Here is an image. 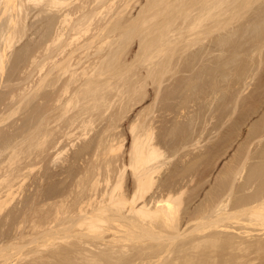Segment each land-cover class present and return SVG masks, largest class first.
<instances>
[{"label": "rangeland", "instance_id": "rangeland-1", "mask_svg": "<svg viewBox=\"0 0 264 264\" xmlns=\"http://www.w3.org/2000/svg\"><path fill=\"white\" fill-rule=\"evenodd\" d=\"M109 1L110 0H66V2L63 4L51 6L49 4V0H12L10 2V5L12 6H8L6 0H0V54H4H2L4 57L0 56L1 58L3 57V65H0V264H40L44 259L49 258L48 256L52 252L51 258L49 259L51 260V263L47 264H53L52 262L54 261V264H59L56 257L58 258V256L63 255V253L65 254V252H67L66 254H68V256L69 254L72 255V259L68 260V262H65V264H70V262L75 259L74 256L76 255L77 251L81 249L84 251V253L83 251L79 252L83 253L85 257L89 256L90 258L91 256V258H93L92 256L95 257L96 255L97 257V255H99V260L101 254H107L114 246L115 251H118L121 249L120 247L122 244H125L127 247L128 243V246L130 247L127 248L129 250L127 248H125V250H128V252L130 251V257H132L133 254L135 257L134 259L132 257L133 261L128 256L123 258L122 261H124L125 264H161V261L164 263V260L166 259L165 256H167V253L169 254V252L174 249L175 245L170 243L171 241L169 239L160 241L158 244L159 240L158 242H154V240L149 237L151 235L160 234V236L165 238L170 230V227L168 225H163L161 229L154 228L153 230V227L149 225L141 223L139 226L140 223H138V221L136 224L131 222L132 218L123 214L125 209H122V205L114 204L112 202L113 199L111 200L109 197L110 195L104 193L110 192L114 188L113 184L115 185L118 183L117 179H119L121 182V187L116 189L114 194H117L116 192L119 190V192L122 194L126 192V196L129 194L127 198L129 196H133L136 191V176L134 169L129 165V154H131L130 151L132 150L131 144L137 135H143V133H145L146 129L148 128L150 130L153 129L154 132L153 133L151 130L153 133L152 136L155 138V142L153 140L152 141L156 144L160 142L158 145L166 151L164 153L167 157L163 155L161 158H158L157 160L155 158L153 161H151V164L152 162L157 164V162L161 161L163 163V167L156 177L158 178L156 179L158 182H155L156 185L153 184V188H150V192H146L145 195H148L147 197L149 199L154 193V195L157 194L159 196H164L166 192V187L164 186L166 185L165 178H167L169 174L173 172V170H179L178 176H180V179L184 177V174L185 178L187 177L185 179L186 181L184 180L183 182V185L186 184L184 189L187 188V190L181 198L183 204H181L180 207V215L182 214L183 219L189 218L186 212L191 211L192 209L196 210L199 206L203 207L204 205L205 208L207 206H211L212 208V204L210 205L209 202V198L211 196L210 192L212 193L213 189H215L218 184L222 182L226 169L231 166L235 168V171L238 169L237 172H235L236 174L233 175L234 184L236 182V184H239L240 181H244L245 179L249 180L248 185H246L247 188L244 187V191L246 192L243 193H247L248 195L251 194L252 191L255 190V188H257L259 185L260 187L264 186V0H237V3L236 0H225L226 4L223 3V7H221L223 11L221 8H219V10H216L215 8L213 13L216 17H212L211 19V17L207 16L208 19H204L205 21L200 24V28H198L200 25H197V21H194V17L196 18L199 12L197 7L200 6L197 4H199L198 1L200 0H170L172 1V4L170 5H175L176 7L173 6L169 11L168 9L170 7H167L166 10V6L168 5H164L167 0H164V2L162 0L163 4L161 0L160 2L158 0V4L156 5L155 2L157 0H112L110 1L111 3L114 2L112 5H110L111 3ZM170 1H168V3H170ZM196 1L197 4L195 3ZM204 1H207V3L209 2V0H203V2ZM23 2L25 4H23ZM129 2L131 3L129 4ZM215 2L213 1V3ZM13 4L15 5L13 6ZM17 5L19 7H17ZM195 5L196 7H194ZM108 6H111V8L109 9ZM51 7L54 8L51 9ZM225 7L228 9L226 10ZM99 8L100 10H97ZM195 8L198 9L197 13L195 12L196 10H194ZM48 9L51 10L50 13V10ZM173 9L177 11H174ZM95 10L100 15L95 12ZM107 10L110 13H108ZM146 10L149 11L147 12ZM40 11L41 13H39ZM220 11H222L221 14H219ZM155 12L157 15H159V17L156 16ZM233 12H236V14ZM67 13L69 15L66 19L65 15ZM94 13L96 15H94ZM214 14L212 16H214ZM93 15L95 18L90 17ZM217 15L220 18H218ZM152 16H156L157 18L155 19ZM62 19L64 20V23H62ZM92 19L93 22H91ZM110 20L111 22H109ZM166 20L170 22H167ZM20 22H22V24ZM183 22L184 25H182ZM205 22H207L206 25H210L209 27L214 24L213 28H211L212 30L210 28V30L206 29L208 28V25L206 26ZM163 23H166L169 27L165 28L166 31L163 30ZM203 24L206 26V28L202 26ZM82 25L85 27L83 28L84 30L82 29ZM148 25L153 28V30L149 28ZM160 26H163L162 32L165 34L167 33L166 36L170 34L168 37L163 34L164 36L161 35L163 39H161V37L160 39H157V37H159L158 35L161 33ZM202 27L203 30L206 29L205 31L207 32L208 30L211 31V34L207 35L203 30L200 31L201 33L195 32V30L202 29ZM63 28L68 29L64 30ZM77 28L80 29V31ZM59 29L65 31V33L67 32V34L64 33L62 38H65L63 40L60 38L61 41H59V39L57 40L56 38V36H59L58 33L60 34L62 32ZM103 30H106V33H104ZM76 31L79 33V35H77L78 33ZM12 32L13 35L11 34ZM20 32L22 33L20 34ZM112 32L114 34H112ZM171 32L174 33L172 34ZM121 33L123 35H120ZM73 34H75V36ZM9 35H12V37L14 36L13 39L10 38L12 39L10 44L8 43L10 37ZM71 36L73 37L72 39ZM78 36L80 38H78ZM112 36H114L116 40L114 37L112 38ZM178 36L179 40H177ZM7 37L8 40L6 41ZM106 37H110L107 39V41H111L105 42ZM53 38H55L56 41L53 40ZM155 38L156 40H161L162 42L165 38L166 39L163 42L164 44L161 43V41L158 42L150 40H154ZM169 38H171L172 41ZM202 39L204 40V43ZM70 40L71 43H73V40L76 43L74 42L73 45L71 43V45H69L68 43V46H66L67 48L65 47V49L63 46L67 45L66 42H70ZM192 40L193 42H191ZM88 41L91 42L89 43ZM148 41L151 42V44L154 42L156 44L158 43V46L156 45L158 48L159 46L163 45L165 47V53L168 55L165 54L163 50V54L162 51L161 53L156 52L154 50L156 47L155 43L153 46H151L149 43L148 46L154 48L153 50L150 48V50L152 52L154 51L158 56L160 55V58L155 53L154 59H152L153 57H151V59L146 58L148 57L147 55L151 53L150 50H148L149 48L146 49L148 46L145 47V43ZM201 41L203 46H201ZM208 41H211L209 44L212 46L206 47ZM56 42H58V44ZM92 42L94 44H92V47H90ZM100 42L101 44H99ZM102 42L104 45H102ZM173 42H176V44ZM86 43L90 44V46ZM83 44H85L84 46L86 48L83 47ZM102 46L104 48H102ZM46 47L48 49H46ZM62 48L63 50H61ZM64 49L66 51L61 52L64 51ZM74 49H77L75 50L77 52L73 55L71 51ZM182 50L184 54H182ZM69 52L70 56L72 55V57L69 56V59L66 60ZM145 53H147V55H145ZM109 54L111 55L109 56ZM154 54L152 55L154 56ZM200 54H203L204 56ZM85 56L86 58L83 59ZM197 56H202L203 59ZM55 57L57 59H55ZM95 57L99 58L100 60L98 59V61ZM102 58L105 60H102ZM77 59L78 61L82 60L80 65L77 64ZM150 60L153 61L150 62ZM209 60L211 61L212 66L210 65ZM59 62L63 63L59 64ZM88 62L89 64H87ZM154 62H157V64ZM176 62L179 63L177 64ZM44 63L46 66L42 67L43 69L40 70V66ZM202 63L205 66L208 64L210 67H212V73H210L213 78L210 75L209 76L211 78L207 76L208 81L205 79L206 75H203V77L201 76L202 73L200 74L199 72V68H202ZM58 64L59 66L56 67ZM93 64H95V66ZM71 66L73 67L70 68ZM82 67L85 70L82 69ZM110 67L112 68L110 69ZM65 68L66 72L64 70ZM69 68L70 70H68ZM94 68H96V70ZM148 69L149 71L146 72ZM73 70L74 72L76 70V72L73 73ZM100 70H102V72ZM107 71L111 76L112 73H110V71H113L114 77L109 76ZM91 72L96 73L92 74ZM101 73L104 76H102ZM46 75L50 76L45 77ZM70 77L74 80H71ZM202 77L205 79V82ZM210 79H213V82H211ZM90 80L91 84L89 83ZM92 80L94 82H92ZM108 81H110V83ZM95 82H97L98 85ZM200 83L202 85L204 84L205 87L203 88ZM85 84H87V86ZM207 84H211V86H207ZM140 86L143 87L141 88ZM206 86L210 88L207 89ZM84 88L86 92L84 91ZM54 146L56 147L54 148ZM111 147H113V149ZM77 155L79 157L81 156V158H79ZM74 159L78 163H76ZM108 160L110 163H108ZM70 164L73 167H71ZM75 164H78L77 167ZM127 165H129V168L126 169ZM99 167L101 172L99 171ZM70 168H75V171L73 170L72 173V169ZM176 168L177 170H175ZM67 170L70 172L69 174H71L70 177L67 176L69 175ZM184 170L186 173H184ZM187 173L189 174L188 176H186ZM107 174L109 175V178ZM87 176H89V178ZM65 177L68 178L65 179ZM57 179H60L59 182ZM94 179H97L98 182ZM64 181L67 183H64ZM61 183L64 185V187ZM91 183L98 187H94ZM107 183H109L108 185L112 184L110 186L113 187H109ZM59 184L61 185L59 186ZM54 187H57L56 190L59 187H63V190L59 188L57 191L55 190L56 192H54ZM96 188L100 190L95 192L97 194L94 193ZM106 188L108 189L107 191ZM159 188L162 192L158 191ZM132 189H134V193L132 192ZM234 189L235 188L232 190L229 189L222 198H224V196L226 197L227 194H231L233 196V193H236ZM124 190L125 192H123ZM100 192L102 194H98ZM131 192L133 194H131ZM51 194L52 196H49ZM90 194L91 199L92 197L93 199H96L95 197H97L100 202L97 199V201H94L93 199L91 200L89 196ZM100 196H103V198L106 196L105 200L109 198V202L104 201L103 198L100 200ZM163 196L160 198L163 199ZM208 196L209 203H206ZM87 198L90 200V202L94 201L97 205L94 204V202L91 205ZM86 199L88 200L86 204H90V207L85 204L87 209L89 207V210L91 207H93V204L94 206L96 205L94 207L96 208L97 206L101 205V202H107V205L106 203L104 204L109 207H106L104 204H102L104 205L102 207H105V210L109 211L110 213L106 211L103 212L104 215L100 213L101 215L99 216L105 219L95 221L96 224H100L101 228L98 227L99 225L97 227L90 228L89 223L85 224L82 223V221L80 222V219H82L81 216L84 215V211L79 213L78 210L80 209V205H84V201H86ZM46 201L48 203H46ZM62 201L64 202L63 204ZM219 201L220 199L214 201V210L213 212L211 211V213L207 215V218L205 219L214 216L218 212L220 208ZM58 202H61L60 205ZM43 203L46 204L44 205ZM161 203L164 204L165 202ZM57 205L59 206L57 207ZM82 207L83 208H81L80 211L85 208V206ZM67 208H69L70 211L69 209L67 210ZM211 208L207 207L209 210ZM55 212H58L59 215L58 213L55 214ZM64 213L66 214L64 215ZM77 213L81 214V216L79 217ZM86 215L88 214L86 213L85 216ZM243 216L245 218L249 217L248 213L241 215V217ZM116 217H119V219L122 220L124 217L128 220H124L127 222L121 220L119 221ZM53 218L56 219V221ZM253 218L255 224L247 225L246 222L248 221H238V223L233 222V228L227 229V233L230 231L229 234H234V237L237 238V241L235 239L234 240L237 243L238 241L241 243V240L244 237L247 241L243 240L245 243L242 241L243 245L241 246L235 245L234 247L229 245L227 247L224 246L222 248H218V250L215 251L216 255H213L215 256V260H212L214 259L213 256L212 258L208 259L209 264H264V249L262 250L259 247L258 249L254 247L257 246L255 245V242H259L260 238L263 240L264 236L260 234H264V230H259V227L262 229H264V227L259 226L260 220L257 217ZM135 219L137 220L138 217L136 216ZM192 219L196 220L195 218H191L189 223L187 222V224L184 226L183 230L187 231L188 229L189 232H187V235L184 234L182 239L187 236V238H185L186 240L188 237L191 238L195 234L198 237L205 236L209 234V231L214 229L210 228L205 231L191 232V229L194 228L193 225L196 223L198 224V219L196 221ZM115 220L118 221L115 222ZM75 221H79L80 223L77 222L76 224ZM118 222L119 224H129L128 227H120ZM159 222L164 223L162 220H159ZM65 223V227L68 225L67 228L71 226L70 224H73V227H70L72 230L70 228V230H67L65 227L62 229ZM156 225L160 226L161 224L158 223ZM50 226H52V230ZM111 226H113L114 229ZM144 226L147 230H145ZM83 227L84 229H82ZM109 227L113 230H110ZM115 227H120V230L126 229L127 231H117L118 229H115ZM59 229L63 230V232L58 231ZM54 231H58V233L56 232L55 234ZM81 231L83 232L81 233L80 237V234L78 233ZM246 231L249 232V235H246ZM241 232H245L246 236ZM68 233L71 240L66 238ZM83 233L85 235H83ZM112 233H116L115 236L113 235L114 237H117L116 235H119L118 237L125 236V240H118L123 243H118L117 239L114 240L113 236H111ZM31 234L34 235L32 236ZM102 234L106 235V238L110 235L109 239L111 240V245L109 243V239L107 238L108 241H106V238L102 237ZM236 236L244 237H240L242 239L239 240L240 238L238 239ZM59 237H61V240L64 239V241H66L63 242L59 240ZM252 237L256 239H252ZM56 238L58 239L56 240ZM189 239L187 241H189ZM193 239H195V237H193ZM193 239L191 238L190 242L186 241V245L188 246L189 243L193 244ZM91 240L93 244L95 242L94 245L89 244L92 243ZM104 240L106 243L108 242V244H105ZM11 241L14 242L12 243ZM101 241H103V244ZM112 241H114V243L117 242V244H115L118 246L120 245V249H118V246L112 245ZM248 241L252 243L250 244ZM10 242L12 244H10ZM195 242L194 245L196 244ZM15 243L17 244L14 245ZM246 243L250 244L251 246L246 247ZM252 244L254 246H252ZM90 245L92 247H90ZM108 245H110L112 248H110ZM57 246H60V249ZM54 247H56V249ZM231 247L234 248L232 249ZM57 248L59 249L58 251ZM155 248L158 250V252H163V248L169 249L162 253L160 259L155 258L153 259V262H149L148 258H144L146 257V252L148 255L153 249L156 251ZM159 248L161 250H159ZM183 249L184 253L182 252L180 254L182 257L178 261V264H192L190 261H187L191 255L186 251V248ZM195 249L197 250L198 258L196 257V260L193 262V264L196 262L201 264L202 258L204 257L202 256V253H200L202 248ZM86 251L91 254L89 255L86 253ZM115 251L113 252L115 253ZM59 252L62 253L57 255ZM74 252L75 254H73ZM113 252H110L109 254ZM118 252H122V249ZM114 253L111 254L112 257L111 255L108 256L110 257L109 259L114 258V260H111V262L114 263L108 262V264H123V262H120L121 260H118V262L115 260V258L117 259L119 253L116 255V257H114ZM140 253H143L142 257L145 260L140 256ZM104 254L101 256L102 260L105 259ZM186 254H188V256L190 255V257L188 258ZM26 255H28V257ZM42 255L47 256V258H44L42 261H40ZM137 255L140 256L139 259L136 258ZM108 257L106 258L107 260H103L106 261L103 262V264L107 263L109 260ZM89 258H86V264H91V258ZM94 260L96 262L97 258H94ZM125 260L128 261L125 262ZM46 261L48 262V260ZM99 261H97V263L94 261L93 262L95 264H102V262L100 263ZM167 263L172 264L171 259H169ZM41 264L46 263L43 262ZM71 264L73 263L71 262ZM74 264L76 263L74 262Z\"/></svg>", "mask_w": 264, "mask_h": 264}, {"label": "bare ground", "instance_id": "bare-ground-1", "mask_svg": "<svg viewBox=\"0 0 264 264\" xmlns=\"http://www.w3.org/2000/svg\"><path fill=\"white\" fill-rule=\"evenodd\" d=\"M12 0H6V2H7V5L8 6H12V5H10V2H11ZM26 1V0H25ZM41 1V0H40ZM48 1V0H47ZM68 1V0H67ZM98 1H100V0H98ZM107 1V0H106ZM110 1H112V0H110ZM109 1V2H110ZM126 1V0H125ZM128 1V0H127ZM168 1H170V0H167V2H165L164 3V5L166 4V5H168V6H166V10H167V7L169 8L168 9V11L173 7V6H175V5H170V4H172L171 2L172 1H170V3H168ZM198 1V0H197ZM197 1L195 2L196 4H197ZM213 1L215 2V3H213ZM245 1V0H244ZM66 2V0H49V4L52 6V5H60V4H63V3H65ZM103 2V1H102ZM120 2V1H119ZM139 2V1H138ZM151 2V1H150ZM159 2H160V0H159ZM161 2H162V0H161ZM163 2H164V0H163ZM163 2H162V4H163ZM175 2V1H174ZM188 2V1H187ZM205 2V1H204ZM203 2V0H200V1H198V3L199 4H197V5H199L200 7H197V8H195L194 10H196L195 12L197 13V10L199 11L198 12V14H197V17L195 18L194 17V21L196 22L197 21V25L199 26L200 24H202V22L203 21H205L204 19H208V17H211V19H212V17H216L215 16V14L213 13L215 10V8H216V10H219V8H221V7H223L222 6V4L223 3H225L226 1L225 0H219V1H217V0H209V2L207 3V1L204 3ZM234 2V1H233ZM238 1L236 0V3H237ZM71 3V2H70ZM69 3V4H70ZM111 3V2H110ZM112 3H114V2H112ZM112 3L110 4V5H112ZM122 3V2H121ZM120 3V4H121ZM131 2H129V4H130ZM168 3V4H167ZM181 3H183V2H181ZM195 3H193V4H195ZM207 3V4H206ZM235 3V4H236ZM246 3V2H245ZM23 4H25L24 2H23ZM87 4V3H86ZM105 4V3H104ZM103 4V5H104ZM109 4V3H108ZM118 4V3H117ZM126 4V3H125ZM156 4H158V0L155 2V5ZM161 4V3H160ZM175 4V3H174ZM184 4V3H183ZM226 4V3H225ZM224 4V5H225ZM229 4V3H228ZM15 4H13V6H14ZM37 5V4H36ZM45 5V4H44ZM49 5V6H50ZM68 5V4H67ZM82 5V4H81ZM102 5V6H103ZM119 5V4H118ZM124 5V4H123ZM127 5V4H126ZM191 5V4H190ZM189 5V6H190ZM230 5V4H229ZM239 5V4H238ZM46 6V5H45ZM44 6V7H45ZM48 6V5H47ZM70 6V5H69ZM114 6V5H113ZM145 6V5H144ZM180 6V5H179ZM188 6V5H187ZM186 6V7H187ZM219 6V7H218ZM226 6V5H225ZM17 7H19L18 5H17ZM23 7V6H22ZM43 7V6H42ZM55 7V6H54ZM54 7H51V9L52 8H54ZM63 7V6H62ZM106 7V6H105ZM109 7V6H108ZM107 7V8H108ZM147 7H149V6H147ZM153 7V6H152ZM160 7V6H159ZM176 7V6H175ZM175 7H174V9H175ZM178 7V6H177ZM194 7H196V5L194 6ZM218 7V8H217ZM228 7V6H227ZM227 7H225L226 8V10L228 9ZM7 8V7H6ZM5 8V9H6ZM20 8H21V6H20ZM26 8V7H25ZM46 8H49V7H46ZM57 8V7H56ZM61 8V7H60ZM73 8V7H72ZM82 8H84V7H82ZM111 8V6L109 7V9ZM113 8V7H112ZM122 8V7H121ZM158 8V7H157ZM165 8V7H164ZM163 8V9H164ZM179 8V7H178ZM238 8V7H237ZM14 9V8H13ZM23 9V8H22ZM21 9V10H22ZM58 9V8H57ZM79 9V8H78ZM114 9V8H113ZM147 9V8H146ZM150 9V8H149ZM173 9V10H174ZM183 9H185V8H183ZM232 9H234V8H232ZM19 10V9H18ZM17 10V11H18ZM23 10H25V9H23ZM40 10V9H39ZM48 10H50V9H48ZM47 10V11H48ZM82 10V9H81ZM86 10V9H85ZM91 10V9H90ZM97 10H100V8L99 9H97ZM155 10H157V9H155ZM158 10H159V8H158ZM221 10L223 11V9L221 8ZM239 10V9H238ZM7 11V10H6ZM27 11V10H26ZM62 11V10H61ZM60 11V12H61ZM64 11V10H63ZM111 11V10H110ZM114 11V10H113ZM126 11V10H125ZM143 11V10H142ZM147 11V10H146ZM149 11V10H148ZM147 11V12H148ZM161 11V10H160ZM163 11V10H162ZM167 11V12H168ZM174 11H177V10H174ZM173 11V12H174ZM187 11H189V10H187ZM191 11V10H190ZM222 11H220V13L219 14H221V12ZM225 11V10H224ZM234 11V10H233ZM20 12V11H19ZM22 12V11H21ZM43 12V11H42ZM51 12V10L49 11V13ZM58 12V11H57ZM83 12V11H82ZM87 12H89V11H87ZM95 12H97L96 10H95ZM100 12V11H99ZM107 12H108V10H107ZM159 12V11H158ZM164 12V11H163ZM182 12V11H181ZM229 12V11H228ZM39 13H41V11L39 12ZM48 13V12H47ZM70 13V12H69ZM98 13V12H97ZM102 13V12H101ZM108 13H110V12H108ZM116 13V12H115ZM150 13H151V11H150ZM153 13V12H152ZM160 13V12H159ZM158 13V14H159ZM165 13V12H164ZM178 13V12H177ZM189 13H191V12H189ZM214 14V16H212L213 14ZM218 13V12H217ZM226 13V12H225ZM224 13V14H225ZM232 13V12H231ZM230 13V14H231ZM233 13H235L236 14V12H233ZM22 14V13H21ZM65 14V13H64ZM82 14V13H81ZM92 14V13H91ZM99 14V13H98ZM97 14V15H98ZM146 14V13H145ZM155 14H156V12H155ZM180 14V13H179ZM178 14V15H179ZM195 14V13H194ZM212 14V15H211ZM218 14V15H219ZM69 14L67 13L65 16V18L67 19V16H68ZM94 15H96L95 13H94ZM90 16V17H94L95 18V16ZM100 15V14H99ZM108 15H110V14H108ZM116 15V14H115ZM163 15V14H162ZM177 15V16H178ZM218 15H217V17H218ZM229 15V14H228ZM78 16V15H77ZM83 16V15H82ZM156 16L157 17H159V15H157L156 14ZM156 16H152L153 18H157ZM160 16H161V14H160ZM163 16H165V15H163ZM176 16V17H177ZM194 16V15H193ZM208 16V17H207ZM223 16V15H222ZM224 16H227V15H224ZM25 17V16H24ZM84 17H87V16H84ZM151 17V18H152ZM169 17V16H168ZM167 17V18H168ZM171 17V16H170ZM184 17V16H183ZM13 18V17H12ZM19 18V17H18ZM22 18V17H21ZM26 18V17H25ZM55 18V17H54ZM62 18V17H61ZM79 18V17H78ZM113 18H114V16H113ZM119 18V17H118ZM218 18H220V17H218ZM217 18V19H218ZM24 19V18H23ZM85 19V18H84ZM101 19V18H100ZM99 19V20H100ZM136 19V18H135ZM138 19V18H137ZM155 19H154V21H155ZM164 19V18H163ZM171 19V18H170ZM196 19V20H195ZM214 19V18H213ZM11 20V19H10ZM21 20V19H20ZM77 20V19H76ZM111 20H112V18H111ZM111 20L109 21V22H111ZM142 20H144V19H142ZM150 20V19H149ZM151 20H153V19H151ZM173 20H174V18H173ZM185 20H187V19H185ZM185 20H183V21H185ZM219 20H221V19H219ZM51 21V20H50ZM60 21V20H59ZM64 20L62 19V23H64L63 22ZM69 21V20H68ZM72 21V20H71ZM84 21V20H83ZM86 21V20H85ZM102 21V20H101ZM113 21V20H112ZM129 21H131V20H129ZM167 22H170V21H168V20H166ZM179 21V20H178ZM193 21V22H194ZM214 21V20H213ZM90 22V21H89ZM91 22H93V19H92V21ZM108 22V23H109ZM128 22V21H127ZM146 22H148V21H146ZM150 22V21H149ZM156 22V21H155ZM154 22V23H155ZM162 22V21H161ZM172 22V21H171ZM190 22V21H189ZM208 22H210V21H208ZM212 22V21H211ZM218 22V21H217ZM223 22V21H222ZM10 23V22H9ZM21 24H22V22H20ZM119 23V22H118ZM136 23V22H135ZM153 23V24H154ZM174 23V22H173ZM176 23H178V22H176ZM206 23L207 22H205V25H206ZM66 24V23H65ZM83 24V23H82ZM88 24V23H87ZM90 24V23H89ZM106 24V23H105ZM153 24H150V25H153ZM164 24V27L163 26H160V29H161V33H160V35H158L159 37H157V39L159 38L160 39V37H161V35H167V33L165 34L164 32H162V27H163V30L164 31H166L165 30V28H169L168 27V25L166 24V23H163ZM167 26H166V25ZM175 24V23H174ZM193 24H195V23H193ZM212 24V23H211ZM217 24V23H216ZM222 24V23H221ZM63 25V24H62ZM86 25V24H85ZM91 25V24H90ZM108 25V24H107ZM140 25V24H139ZM158 25H159V23H158ZM157 25V26H158ZM169 25H171V24H169ZM182 25H184V22H183V24ZM192 25V24H191ZM208 25V26H207ZM206 26L208 27V28H206V26H204V24L202 25V26H204L206 29H211V28H213V26H214V24L211 26V27H209L210 25L209 24H207ZM18 26V25H17ZM58 26V25H57ZM69 26V25H68ZM72 26V25H71ZM104 26V25H103ZM106 26V25H105ZM124 26V25H123ZM144 26V25H143ZM155 26V25H154ZM173 26H175V25H173ZM218 26V25H217ZM220 26V25H219ZM224 26V25H223ZM78 27V26H77ZM116 27V26H115ZM131 27V26H130ZM148 27L149 28H151L149 25H148ZM197 27V26H196ZM201 27V25L198 27V28H200ZM71 28V27H70ZM80 28H81V26H80ZM83 28H85V27H83V25H82V29ZM104 28V27H103ZM121 28V27H120ZM119 28V29H120ZM145 28H147V27H145ZM62 29V28H61ZM61 29H59V30H61ZM64 29V28H63ZM68 28H66V29H64V30H67ZM75 29V28H74ZM78 29V28H77ZM117 29V28H116ZM130 29V28H129ZM152 30H153V28H151ZM150 29V30H151ZM160 29H159V31H160ZM195 29H197V28H195ZM195 29H193V30H195ZM205 29V30H206ZM209 29V30H210ZM222 29V28H221ZM258 29V28H257ZM256 29V30H257ZM45 30V29H44ZM48 30V29H47ZM56 30V29H55ZM79 31H80V29H78ZM84 30V29H83ZM108 30V29H107ZM175 30V29H174ZM186 30V29H185ZM203 30V27H202V29H199V30H195V32L196 33H201L200 31H202ZM205 30H203V31H205ZM208 30V32L207 31H205V33L207 34V35H209V34H211V31H209ZM212 30V29H211ZM214 30V29H213ZM216 30H217V28H216ZM255 30V29H254ZM62 31V30H61ZM61 31H59V32H61ZM86 31H87V29H86ZM104 31V30H103ZM110 31V30H109ZM134 31V30H133ZM138 31V30H137ZM147 31V30H146ZM177 31H178V28H177ZM56 32V31H55ZM77 32V31H76ZM82 32V31H81ZM114 32V31H113ZM112 32V34H114ZM144 32V31H143ZM190 32V31H189ZM194 32V31H193ZM221 32H222V30H221ZM232 32V31H231ZM22 32H20V34H21ZM50 33V32H49ZM58 33V32H57ZM64 33H65V31H62L60 34L58 33V35L59 36H56V38H57V40L59 39V41H61V40H63L64 38H62L63 37V35H64ZM78 33V32H77ZM104 33H106V30L104 31ZM124 33V32H123ZM131 33H132V31H131ZM150 33H152V32H150ZM156 33V32H155ZM172 34L174 33V32H171ZM183 33V32H182ZM185 33H187V32H185ZM185 33H184V35H185ZM214 33V32H213ZM12 35H13V32L11 33ZM56 34V33H55ZM65 34H67V32L65 33ZM109 34V33H108ZM126 34H127V32H126ZM140 34V33H139ZM154 34V33H153ZM181 34V33H180ZM203 34H204V32H203ZM202 34V35H203ZM12 35H9L8 37H9V41H8V43L10 44L11 42L10 41H12V39L14 38V36L12 37ZM74 36H75V34H73ZM72 35V36H73ZM77 35H79V33L77 34ZM120 35H123L122 33L120 34ZM125 35V34H124ZM146 35H147V33H146ZM155 35V34H154ZM163 35V36H164ZM170 35V34H169ZM168 35V36H169ZM181 35H183V34H181ZM194 35V34H193ZM196 35H198V34H196ZM201 35V34H200ZM200 35H199V38H200ZM206 35V36H207ZM21 36V35H20ZM45 36V35H44ZM71 36V39L73 38ZM82 36V35H81ZM97 36V35H96ZM104 36V35H103ZM115 36V35H114ZM114 36H112V38L114 37ZM119 36V35H118ZM168 36H166V37H168ZM173 36V35H172ZM175 36V35H174ZM8 37H7V39H6V41L8 40ZM53 37H55V36H53ZM119 37H121V36H119ZM125 37H127V36H125ZM146 37V36H145ZM147 37H148V35H147ZM176 37V36H175ZM175 37H174V39H175ZM181 37V36H180ZM197 37V36H196ZM10 38H12V39H10ZM45 38V37H44ZM60 38H62L61 40H60ZM78 38H80L79 36H78ZM110 38V37H109ZM108 37H106V41L105 42H108V41H111V40H108L107 41V39H109ZM111 38V39H112ZM117 38V37H116ZM143 38V37H142ZM153 38V37H152ZM173 38V37H172ZM185 38V37H184ZM207 38V37H206ZM219 38V37H218ZM225 38V37H224ZM229 38V37H228ZM52 39V38H51ZM75 39V38H74ZM92 39H94V38H92ZM91 39V40H92ZM114 39H115V37H114ZM124 39V38H123ZM131 39V38H130ZM144 39V38H143ZM161 39H163V37H161ZM166 39V38H165ZM165 39H164V41H165ZM170 40H171V38H169ZM191 39V38H190ZM194 39V38H193ZM217 39V38H216ZM53 40H55V38H53ZM52 40V41H53ZM69 40V39H68ZM116 40V39H115ZM119 40H120V38H119ZM151 41H158V40H156V38L153 40V39H150ZM149 40V41H150ZM177 40H179V36H178V38H177ZM188 40V39H187ZM201 40V39H200ZM227 40V39H226ZM226 40H224V41H226ZM56 41V40H55ZM75 41H76V39H75ZM74 40H73V43L75 42ZM128 41V40H127ZM127 41H125V42H127ZM144 41V40H143ZM146 41H147V39H146ZM146 42L145 43V47H147L148 46V44L150 43V45L151 46H153L154 45V43L153 44H151V42ZM159 41H161V40H159ZM158 41V42H159ZM163 41V42H164ZM172 41V40H171ZM174 41V40H173ZM195 41V40H194ZM198 41V40H197ZM202 41H203V43H204V40L202 39ZM202 41H201V43H202ZM219 41H221V40H219ZM89 43L91 42V41H88ZM124 42V43H125ZM162 41H161V43H163ZM167 42H168V40H167ZM166 42V43H167ZM170 42V41H169ZM191 42H193V40L191 41ZM211 42V41H210ZM209 41H208V43H207V45H206V47H210V46H212L211 44H209L210 43ZM55 43V42H54ZM57 44H58V42H56ZM67 43V45H64L63 47L65 48L66 46H68V43H69V45H73V43H71V40H70V42L69 41H67L66 42ZM71 43V44H70ZM76 43V42H75ZM97 43V42H96ZM114 43H116V42H114ZM121 43V42H120ZM143 43V42H142ZM160 43V44H161ZM173 43H175L176 44V42H173ZM181 43V42H180ZM195 43H197V42H195ZM203 43L201 44V46H203ZM228 43V42H227ZM230 43V42H229ZM86 44H88V43H86ZM92 44H94L93 42L91 43V46H90V44H88L90 47H92ZM99 44H101V42L99 43ZM98 44V45H99ZM158 44V43H157ZM156 43H155V46L157 45ZM164 44V43H163ZM170 44V43H169ZM188 44V43H187ZM215 44V43H214ZM218 44V43H217ZM85 44H83V47H85L84 46ZM102 45H104L103 44V42H102ZM115 45V44H114ZM122 45V44H121ZM162 45V44H161ZM199 45V44H198ZM221 45V44H220ZM229 45V44H228ZM50 46V45H49ZM78 46V45H77ZM79 46H80V44H79ZM94 46V45H93ZM158 46V45H157ZM155 47V49L154 48H152V47H150V46H148L146 49H148V50H150V48H151V50H155L156 52H158V53H161V51L163 50L164 51V53H165V47L163 46H159V48L158 47ZM168 46V45H167ZM179 46V45H178ZM71 47V46H70ZM82 47V46H81ZM88 47V46H87ZM99 47H100V45H99ZM144 47V48H145ZM176 47V46H175ZM186 47V46H185ZM193 47V46H192ZM50 48V47H49ZM67 48V47H66ZM65 48V49H66ZM69 48V47H68ZM79 48V47H78ZM86 48V47H85ZM101 48V47H100ZM102 48H104L103 46H102ZM112 48V47H111ZM142 48V47H141ZM167 48V47H166ZM170 48V47H169ZM168 48V49H169ZM187 48H188V46H187ZM46 49H48L47 47H46ZM64 49V51H61V52H65L66 50ZM80 49V48H79ZM82 49H84V48H82ZM90 49V48H89ZM96 49H99V48H96ZM145 49V50H146ZM158 49V50H157ZM182 49V48H181ZM180 49V50H181ZM185 49V48H184ZM183 49V50H184ZM208 49V48H207ZM61 50H63V48L61 49ZM75 50H77V49H74V50H72L71 51V53H73V55L77 52V51H75ZM99 50H101V49H99ZM102 50H105V49H102ZM145 50H144V52H145ZM150 50V52L151 53H149L148 55H147V53H145V55H147L148 57H146V58H150L151 59V57H153L152 59H154V57H155V52L153 51H151ZM172 50V49H171ZM183 50H182V54H184L183 53ZM191 50H192V48H191ZM212 50V49H211ZM223 50V49H222ZM75 51V52H74ZM97 51V50H96ZM147 51V50H146ZM163 51H162V54H163ZM188 51V50H187ZM200 51V50H199ZM203 51V50H202ZM207 51V50H206ZM47 52H48V50H47ZM90 52V51H89ZM105 52V51H104ZM148 52V51H147ZM168 52V51H167ZM191 52V51H190ZM198 52V51H197ZM197 52H196V54H197ZM226 52V51H225ZM0 53H1V51H0ZM59 53V52H58ZM84 53V52H83ZM87 53V52H86ZM155 53V54H154ZM185 53H186V50H185ZM210 53H212V52H210ZM3 54V53H2ZM2 54H0V56H3ZM61 54V53H60ZM88 54H90V53H88ZM93 54V53H92ZM91 54V55H92ZM108 54V53H107ZM117 54H119V53H117ZM144 54V53H143ZM152 54H154V56L152 55ZM165 54H167V53H165ZM176 54V53H175ZM199 54V53H198ZM203 54H204V52H203ZM203 54H200V55H203ZM205 54H206V52H205ZM56 55H58V54H56ZM55 55V56H56ZM80 55V54H79ZM83 55V54H82ZM111 54H109V56H110ZM113 55V54H112ZM144 55V56H145ZM157 55V54H156ZM168 55V54H167ZM208 55V54H207ZM213 55V54H212ZM63 56V55H62ZM69 56H70V52H69V54H68V57L66 58V56H65V58H66V60L67 59H69ZM103 56V55H102ZM101 56V57H102ZM116 56V55H115ZM121 56V55H120ZM158 56V55H157ZM160 56V55H159ZM158 56V57H159ZM173 56V55H172ZM188 56V55H187ZM204 56V55H203ZM209 56V55H208ZM207 56V57H208ZM211 56V55H210ZM4 57V56H3ZM2 57V58H3ZM57 57H60V56H57ZM70 57H72V55L70 56ZM80 57V56H79ZM92 57V56H91ZM98 57V56H97ZM157 57V58H158ZM165 57V56H164ZM170 57V56H169ZM197 57H201L202 58V56H197ZM2 58L0 57V65L2 64L3 65V60H2ZM52 58V57H51ZM50 58V60L52 61V59ZM82 58V57H81ZM80 58V59H81ZM86 58V56L83 58V59H85ZM89 58V57H88ZM87 58V59H88ZM96 58V57H95ZM160 58V57H159ZM171 58V57H170ZM205 58V57H204ZM5 59V58H4ZM55 59H57L56 57H55ZM54 59V60H55ZM97 60L99 59V58H96ZM104 58H102V60H103ZM105 59H106V56H105ZM104 59V60H105ZM108 59V58H107ZM145 59V58H144ZM162 59V58H161ZM164 59V58H163ZM198 59H200V58H198ZM203 59V58H202ZM100 60V59H99ZM98 60V61H99ZM111 60V59H110ZM160 60V59H159ZM211 60V59H210ZM209 60V61H210ZM60 61H62V60H60ZM77 61H78V59H77ZM77 61H75V62H77ZM80 61V60H79ZM79 61L77 62V64H81V62H82V60L80 61V63H79ZM113 61H115V60H113ZM117 61V60H116ZM147 61V60H146ZM145 61V62H146ZM153 61V60H152ZM151 60H150V62H152ZM161 61V60H160ZM178 61V60H177ZM183 61H184V59H183ZM201 61V60H200ZM208 61V62H209ZM55 62V61H54ZM53 62V63H54ZM74 62V63H75ZM97 62V61H96ZM102 62V61H101ZM100 62V63H101ZM105 62V61H104ZM107 62V61H106ZM109 62V61H108ZM145 62H143V63H145ZM193 62V61H192ZM47 63V62H46ZM56 63V62H55ZM58 63V62H57ZM63 62H59V64H62ZM72 63V62H71ZM113 63V62H112ZM154 63H156L157 64V62H154ZM165 63V62H164ZM177 63V62H176ZM179 63V62H178ZM177 63V64H178ZM183 63V62H182ZM45 64V63H44ZM44 64H42L40 67V70H42L43 68L42 67H44V66H46V64L44 65ZM59 64L58 65H56V67L57 66H59ZM87 64H89V62L87 63ZM97 64V63H96ZM109 64V63H108ZM107 64V65H108ZM116 64V63H115ZM129 64V63H128ZM193 64V63H192ZM192 64H190V65H192ZM203 64V63H202ZM214 64V63H213ZM48 65V64H47ZM52 65V64H51ZM55 65V64H54ZM66 65H68V64H66ZM72 65V64H71ZM91 65V64H90ZM94 66H95V64H93ZM160 65H161V62H160ZM194 65V64H193ZM204 65V64H203ZM201 66L202 68H199L200 70H199V72H200V74L202 73V75L201 76H205L206 75V80L208 79L207 78V76L208 77H212V75H211V73H212V71H211V68L212 67H210L208 64L205 66ZM210 65H211V61H210ZM86 66V65H85ZM84 66V67H85ZM88 66V65H87ZM120 66H121V64H120ZM130 66V65H129ZM158 66V65H157ZM168 66V65H167ZM166 66V67H167ZM171 66V65H170ZM212 66V65H211ZM54 67V66H53ZM63 67V66H62ZM73 66H71L70 68H72ZM81 67V66H80ZM89 67V66H88ZM92 67V66H91ZM159 67V66H158ZM1 68V67H0ZM70 68L68 69V70H70ZM100 68V67H99ZM112 67H110V69H111ZM116 68V67H115ZM160 68H162V67H160ZM165 68V67H164ZM170 68V67H169ZM176 68V67H175ZM45 69V68H44ZM63 69V68H62ZM61 69V70H62ZM82 69H84L83 67H82ZM91 69V68H90ZM95 70H96V68H94ZM97 69H98V67H97ZM118 69V68H117ZM122 69V68H121ZM173 69V68H172ZM51 70H53V69H51ZM65 70V72H66V68L64 69ZM85 70V69H84ZM94 70V71H95ZM152 70V69H151ZM154 70V69H153ZM164 70V69H163ZM162 70V71H163ZM168 70V69H167ZM54 71V70H53ZM81 71H83V70H81ZM86 71H87V68H86ZM86 71H85V74H86ZM98 71H99V69H98ZM98 71H96V72H98ZM101 72H102V70H100ZM104 71V70H103ZM118 71H119V69H118ZM124 71V70H123ZM149 71V69L146 71V72H148ZM170 71V70H169ZM42 72V71H41ZM75 72H76V70H75ZM74 72V70H73V73H75ZM92 72H93V70H92ZM91 72V73H92ZM95 72V73H96ZM108 72V71H107ZM106 72V73H107ZM116 72V71H115ZM122 72V71H121ZM120 72V73H121ZM152 72V71H151ZM211 72V73H210ZM240 72H242V71H240ZM49 73V72H48ZM84 73V72H83ZM95 73H92V74H95ZM110 73H112V76L111 75H109V72H108V75L109 76H111V77H114V75H113V71L111 72L110 71ZM118 73V72H117ZM161 73V72H160ZM166 73V72H165ZM197 73V72H196ZM51 74V73H50ZM56 74V73H55ZM99 74H100V72H99ZM98 74V75H99ZM105 74V73H104ZM119 74V73H118ZM118 74H116V75H118ZM157 74V73H156ZM39 75H40V73H39ZM88 75V74H87ZM90 75V74H89ZM101 75H102V73H101ZM154 75V74H153ZM162 75V74H161ZM165 75V74H164ZM210 75V76H209ZM48 76H50V75H48ZM47 75L45 76V77H48ZM96 76V75H95ZM102 76H104V75H102ZM144 76H146V75H144ZM196 76V75H195ZM203 76V77H204ZM42 77H43V75H42ZM42 77H41V79H42ZM72 77H74V76H72ZM90 77H91V75H90ZM89 77V78H90ZM96 77H98V76H96ZM163 77V76H162ZM202 77V78H203ZM210 77V78H211ZM40 78V77H39ZM76 78V77H75ZM89 78H88V80H89ZM99 78V77H98ZM155 78V77H154ZM213 78V77H212ZM40 79V80H41ZM47 79V78H46ZM56 79V78H55ZM70 79L71 80H74V79H72L71 77H70ZM69 79V80H70ZM93 79V78H92ZM97 79V78H96ZM100 79V78H99ZM156 79V78H155ZM199 79H200V77H199ZM205 79L203 78V80H204V82H205ZM86 80V79H85ZM110 80H111V78H110ZM211 80V79H210ZM213 80V79H212ZM211 80V82H213ZM215 80V79H214ZM44 81V80H43ZM42 81V82H43ZM100 81V80H99ZM105 81H106V79H105ZM208 81V80H207ZM68 82V81H67ZM66 82V83H67ZM77 82V81H76ZM85 82V81H84ZM86 82H88V81H86ZM92 82H94L93 80H92ZM109 83H110V81H108ZM162 82V81H161ZM202 82V81H201ZM203 82V83H204ZM210 82V83H211ZM77 83H79V82H77ZM90 84H91V80H90V82H89ZM88 83V84H89ZM95 83H97V82H95ZM145 83H146V81H145ZM40 84H41V82H40ZM90 84H89V86H90ZM93 84V83H92ZM105 84H107V83H105ZM114 84V83H113ZM160 84V83H159ZM205 84V83H204ZM202 85L201 83H200V85H202V87L204 88L205 87V85ZM69 86H71L70 84H68ZM86 86H87V84H85ZM97 85H98V83H97ZM144 85V84H143ZM200 85H199V87H200ZM209 84H207V86H208ZM43 86V85H42ZM56 86V85H55ZM64 86V85H63ZM62 86V87H63ZM66 86V85H65ZM104 86H106V85H104ZM206 86V88L207 89H209L208 87ZM209 86H211V84L209 85ZM85 87V86H84ZM91 87H92V85H91ZM90 87V88H91ZM97 87V86H96ZM141 87V86H140ZM143 87V86H142ZM141 87V88H142ZM70 88V87H69ZM79 88V87H78ZM77 88V89H78ZM76 89V90H77ZM88 89V88H87ZM93 89V88H92ZM92 89H90V90H92ZM96 90V89H95ZM82 91V90H81ZM84 91L86 92V90H85V88H84ZM74 92V91H73ZM89 92V91H88ZM77 93V92H76ZM74 94V93H73ZM69 100H71V99H69ZM210 109V108H209ZM88 122V121H87ZM84 124V123H83ZM82 124V125H83ZM87 124V123H86ZM85 125V124H84ZM80 127V126H79ZM82 128V127H81ZM80 128V129H81ZM152 130V132H153V129H151ZM151 130L148 128V129H146V131H145V133H143V135H137L135 138H134V140H133V143L131 144L132 146H131V148H132V150L130 151L131 152V154H129L130 155V160H129V165L134 169V173H135V182H136V191H135V193H134V189H132V192L134 193H132L131 192V194H133V196H129L128 198H127V196L129 195H127L126 196V192H125V190L123 191V192H125V193H121V192H119V190L116 192L117 194H114V192L116 191V189H118V188H120L121 187V182L119 181V179H117L118 180V183H116L115 185L113 184V186H114V188L110 191V192H108V193H106V192H104L105 194H108V195H110L109 197L111 198V200L113 199V203L114 204H118V205H122V209L124 210L125 209V211H123V214L125 215V216H127V217H130V218H132L131 219V222H133V223H135L136 224V222L138 221V223H140L139 224V226L141 225V223H143V224H145V225H149V226H151V227H153V230H154V228H156V229H161L162 228V226L163 225H168L169 227H170V230H169V232H168V234L165 236V238L164 237H162V236H160V234L159 235H151L149 238H151L152 240H154V242H158V240H159V242H158V244L160 243V241H165V240H167V239H169L171 242L170 243H173L174 245H175V247H174V249H172L170 252H169V254L167 253V256H165V260L168 262V260L169 259H171V262H172V264H178V261L181 259V253L184 251V249L183 248H186V251L191 255V257H190V255L188 256V254H186L187 255V257L189 258V259H187V261H190V263H192L193 264V262H195V260H196V257L198 258V255H197V250L195 249V248H202V251L200 250V253H202V256H204L203 258H202V263L201 264H209V261H208V259L209 258H212V256L213 255H216V253H215V251H217L218 250V248H222V247H227V246H229V245H231V246H234L235 247V245H243V243H245L243 240H245V237L244 236H236V237H238V239L240 238V237H244L243 239L242 238H240L239 240H241V243H242V241H243V243L241 244L239 241H238V243L236 242L237 240V238H235L234 237V234H229L230 233V231H229V233H227V229H232L233 228V224L234 223H238V221H241V222H246V221H248V222H246L247 223V225H250V224H255V222H254V218L253 217H257L259 220H260V224H259V226H263L264 227V186L263 187H260V185L257 187V188H255V190H253L252 191V193L251 194H248L247 195V193H243V192H246V191H244V187H246V185H248V183H249V180L248 179H245L244 181H240V183L239 184H234L233 183V175L234 174H236L235 172H237V170L238 169H236V171H235V168L234 167H229V168H227L226 169V171H225V176L223 177V179H222V182L220 183V184H218V186L215 188V189H213V191H212V193L210 192V198H209V196L207 197V202L206 203H209L210 202V205L212 204V208H211V206H207L208 208L210 207L211 209L209 210V209H207V207L205 208V206L203 205V207L202 206H199L196 210L195 209H192L191 211H188V212H186L187 213V215H188V217L189 218H186V219H183V217H182V214L180 215V207H181V204H183L182 202L183 201H181V198L183 197V195H184V193H185V191L187 190V188L186 189H184V186H186V184H184L183 185V182H184V180L187 178H185V174H184V177L182 178V179H180V176H178L179 175V170H177V168L175 169V170H177V171H174L173 170V172L171 173V174H169V176L167 177V178H165L164 180L166 181V185H164L166 188H165V194H164V196L163 195H154L153 194V196H151L150 197V199L147 197L148 195H145V193L146 192H148L149 190H150V188H153V184L154 185H156L155 184V182L157 183L158 181H156V179H158V178H156L157 177V175L160 173V171H161V169H162V167H163V163L161 162V161H159V162H157V164H155V163H153L152 162V164H151V161H153L155 158H156V160L158 159V158H161L163 155H165L166 156V154L164 153V152H166L163 148H161L158 144L160 143H154L155 141V138L152 136V134L154 133H152L151 132ZM178 130V129H177ZM185 131V130H184ZM187 134H188V132H187ZM185 136V135H184ZM153 138V139H152ZM157 139H159V138H157ZM186 139V138H185ZM154 142H153V141ZM122 141V140H121ZM157 141V140H156ZM173 141V140H172ZM60 142V141H59ZM118 142H120V141H118ZM122 143V142H121ZM7 145V144H6ZM122 145V144H121ZM165 145V144H164ZM175 145V144H174ZM5 146V145H4ZM119 146H120V144H119ZM118 146V147H119ZM6 147V146H5ZM56 146H54V148H55ZM78 147V146H77ZM123 147V146H122ZM261 147V146H260ZM66 148V147H65ZM112 149H113V147H111ZM111 148H110V150H111ZM40 149V148H39ZM62 149V148H61ZM115 149V148H114ZM174 149V148H173ZM63 150V149H62ZM117 150V149H116ZM164 150V151H163ZM60 151V150H59ZM43 152V151H42ZM61 152V151H60ZM45 153V152H44ZM63 153V152H62ZM65 153V152H64ZM128 153H129V151H128ZM168 153V152H167ZM61 154V153H60ZM59 154V155H60ZM64 155V154H63ZM38 156V155H37ZM57 156H58V153H57ZM78 156V155H77ZM40 157V156H39ZM61 157H62V155H61ZM79 157V156H78ZM167 157V156H166ZM41 158H42V156H41ZM54 158H55V156H54ZM57 158V157H56ZM76 158V157H75ZM79 158H81V156L79 157ZM72 159V158H71ZM204 159V158H203ZM40 160V159H39ZM54 160V159H53ZM57 160V159H56ZM73 160V159H72ZM78 160V159H77ZM80 160V159H79ZM44 161V160H43ZM74 161H75V159H74ZM73 161V162H74ZM109 161V160H108ZM190 161V160H189ZM72 162V163H73ZM76 162V161H75ZM74 162V163H75ZM126 162V161H125ZM74 163H73V165H74ZM76 163H78V162H76ZM108 163H110V161L108 162ZM114 163V162H113ZM123 163V162H122ZM191 163V162H190ZM36 164V163H35ZM43 164V163H42ZM65 164V163H64ZM76 165V164H75ZM78 165V164H77ZM77 165H76V167H77ZM129 165H127V167H126V169L127 168H129L128 166ZM40 166H42V165H40ZM68 166V165H67ZM70 166H71V164H70ZM99 166H101V165H99ZM108 166H109V164H108ZM43 167V166H42ZM66 167V166H65ZM71 167H73V166H71ZM80 167V166H79ZM191 167V166H190ZM41 168V167H40ZM94 168V167H93ZM116 168V167H115ZM131 168V169H132ZM68 169V168H67ZM70 169H72V168H70ZM70 169H69V171H70ZM80 169V168H79ZM92 169V168H91ZM110 169V168H109ZM123 169V168H122ZM126 169H125V171H126ZM195 169V168H194ZM75 171V168L74 169H72L71 170V172L72 171ZM86 170V169H85ZM102 170V169H101ZM121 170V169H120ZM77 171V170H76ZM99 171H100V167H99ZM195 171V170H194ZM59 172V171H58ZM67 172H68V170H67ZM78 172V171H77ZM95 172V171H94ZM101 172V171H100ZM109 172V171H108ZM39 173V172H38ZM70 172H68V174H69ZM73 173V172H72ZM99 173V172H98ZM119 173V172H118ZM183 173V172H182ZM184 173H186L185 172V170H184ZM238 173H239V171H238ZM237 173V174H238ZM56 174V173H55ZM59 174V173H58ZM101 174V173H100ZM241 174V173H240ZM54 175V174H53ZM52 175V176H53ZM57 175V174H56ZM55 175V176H56ZM67 175V174H66ZM70 175L71 174H69V175H67V176H69L70 177ZM108 175V174H107ZM189 174L187 173V175L186 176H188ZM193 175V174H192ZM247 175V174H246ZM54 176V177H55ZM83 176V175H82ZM101 176V175H100ZM60 177H62V176H60ZM88 178H89V176H87ZM191 177V176H190ZM194 177V176H193ZM235 177V176H234ZM49 178V177H48ZM66 178H68V177H65V179ZM72 178V177H71ZM96 178H97V176H96ZM105 178H107V177H105ZM108 178H109V175H108ZM121 178V177H120ZM246 178V177H245ZM52 179V178H51ZM99 179V178H98ZM196 179V178H195ZM254 179V178H253ZM58 180V179H57ZM60 180V179H59ZM59 180H58V182H59ZM62 180H64V179H62ZM68 180V179H67ZM66 180V181H67ZM82 180V179H81ZM95 180V179H94ZM97 180V179H96ZM95 180V181H96ZM109 180V179H108ZM112 181V180H111ZM186 181V180H185ZM192 181H194V180H192ZM41 182V181H40ZM57 182V183H58ZM97 182H98V180H97ZM99 182H100V180H99ZM108 182V181H107ZM134 182V183H135ZM235 182V181H234ZM251 182V181H250ZM256 182V181H255ZM261 182V181H260ZM1 183V182H0ZM63 183V182H62ZM61 183V184H62ZM64 183H67V182H65L64 181ZM187 183H191V182H187ZM42 184V183H41ZM61 184H59V186L61 185ZM83 184V183H82ZM92 184V183H91ZM96 184V183H95ZM98 184V183H97ZM101 184V183H100ZM109 183H107V185H108ZM124 184V183H123ZM233 184H234V186H233ZM56 185H58V184H56ZM63 185V184H62ZM94 187H98V186H96V185H94V184H92ZM105 185V184H104ZM110 185H112V184H110ZM110 185H108L109 187H113V186H110ZM135 185V184H134ZM162 185H163V183H162ZM102 186V185H101ZM107 186V187H108ZM124 186V185H123ZM8 187H9V185H8ZM11 187V186H10ZM63 187H64V185H63ZM63 187H59V188H63ZM109 187H108V189H109ZM4 188V187H3ZM55 188V187H54ZM53 188V189H54ZM57 188V187H56ZM56 188L53 190L54 192H56L57 190H56ZM66 188V187H65ZM65 188H64V190H65ZM79 188V187H78ZM157 188V187H156ZM233 188H235L234 190H235V192L236 193H233V196L230 194H227V196L225 197L224 196V198H222L223 197V195H225L226 193H227V191L229 190V189H233ZM247 188V187H246ZM254 188V187H253ZM92 189V188H91ZM93 189H95V188H93ZM107 188H106V191L108 190ZM155 189V188H154ZM163 189V188H162ZM249 189V188H248ZM247 189V190H248ZM251 189V188H250ZM56 190V191H55ZM63 190V189H62ZM97 190H98V188H96V190L94 191V193L95 192H97ZM158 190V189H157ZM8 191V190H7ZM98 191H100V190H98ZM105 191V190H104ZM131 191V190H130ZM158 191H160V188H159V190ZM118 192H119V194H118ZM128 192V191H127ZM150 192V191H149ZM154 192H156V191H154ZM160 192H162V191H160ZM160 192H157V193H160ZM164 192V191H163ZM231 192V191H230ZM229 192V193H230ZM10 193V192H9ZM49 193V192H48ZM52 193V192H51ZM59 193V192H58ZM60 193H61V190H60ZM66 193V192H65ZM92 193H93V190H92ZM54 194V193H53ZM56 194V193H55ZM95 194H97V193H95ZM94 194V195H95ZM98 194H102L101 192L100 193H98ZM150 194V193H149ZM160 194H163V193H160ZM236 194V195H235ZM48 195V194H47ZM67 195V194H66ZM68 195H70V194H68ZM81 195V194H80ZM125 195V196H124ZM207 195H209V194H207ZM49 196H52V194L51 195H49ZM59 196V195H58ZM90 196V199H91V194L89 195ZM97 196V195H96ZM146 196V197H145ZM162 196H163V199H161L162 198ZM229 196V197H228ZM232 196V197H231ZM62 197V196H61ZM64 197H65V195H64ZM71 197H72V195H71ZM88 197V196H87ZM99 197V196H98ZM101 197V196H100ZM106 197V196H105ZM105 197L103 198V196L100 198V200L103 198V200L104 201H107V202H109L108 200H110L109 198L108 199H106L105 200ZM108 197V196H107ZM153 197V198H152ZM161 197V198H160ZM97 200H98V198L97 197H95ZM152 198V199H151ZM208 198H209V202H208ZM77 199V198H76ZM88 199V198H87ZM86 199V201H84L85 203H84V205H80V209L81 208H83L82 206H85V208L84 209H82V211H80V209L78 210L79 211V213L80 212H83L84 211V215L83 216H85V214L87 213L88 215H86L85 217H83V216H81V214H79V213H77L78 215H79V217L81 216V218L82 219H80V222L82 221V223H89V225H90V228H94V227H97L98 225V227L99 228H101V226H100V224L99 223H95V221H99V220H102V219H105V218H102L101 216H99V215H101L100 213H102L103 214V212H105L106 210H105V207L103 208L102 206H104L105 204L104 203H106V205H107V202H104V203H102L101 202V205L100 206H97V207H99V208H94L97 204L94 202V201H97L96 199H93V197H92V199L94 200V201H92V202H90V200L88 201ZM91 199V200H92ZM217 199H220V201H219V210H218V212L214 215V216H212V217H210V218H208V219H205V218H207V215H209L210 213H211V211L213 212V210H214V207H215V205L213 206V203H214V201L216 200L217 201ZM55 200V199H54ZM60 200V199H59ZM62 200V199H61ZM67 200V199H66ZM90 202L91 203V205H92V203L94 202V204H96L95 206H94V204H93V207H91V209L89 210V205L90 204H86V202ZM99 201V200H98ZM73 202V201H72ZM100 202V201H99ZM98 202V203H99ZM161 202H165L164 204H162ZM204 202V201H203ZM46 203H48L47 201H46ZM45 203V204H46ZM59 203V205H60V203L61 202H58ZM64 202L62 201V204H63ZM83 203V202H82ZM112 203V204H113ZM206 203H204L205 205H207ZM42 204V203H41ZM44 204V203H43ZM44 204V205H45ZM61 204V205H62ZM87 206H89L88 207V209L86 208V205ZM102 204H104V205H102ZM59 205H57V207L59 206ZM99 205V204H98ZM105 205V206H106ZM56 206V205H55ZM63 206V205H62ZM111 206V205H110ZM52 207H53V205H52ZM56 207V208H57ZM68 207V206H67ZM73 207V206H72ZM106 207H109V206H106ZM121 207V206H120ZM79 208V207H78ZM93 208V209H92ZM116 208V207H115ZM63 209H65V208H63ZM69 208H67V210H68ZM86 209V210H85ZM111 209V208H110ZM118 209H119V207H118ZM207 209V210H206ZM58 210V209H57ZM108 210V209H107ZM121 210V209H120ZM56 211V210H55ZM62 211V210H61ZM60 211V212H61ZM69 211H70V209H69ZM106 212H108V213H110L109 211H106ZM120 212V211H119ZM122 212V211H121ZM56 213H58V212H55V214ZM62 213V212H61ZM246 213H248V218H245L244 216V218L243 217H241V215H243V214H246ZM49 214V213H48ZM66 213H64V215H65ZM116 214H117V212H116ZM120 214V213H119ZM58 215H59V213H58ZM75 215V214H74ZM104 215V214H103ZM108 215V214H107ZM110 215V214H109ZM56 216V215H55ZM62 216H63V214H62ZM121 216V215H120ZM138 217V219L136 220L135 219V217ZM57 217H59V216H57ZM78 217V216H77ZM105 217V216H104ZM110 217H111V215H110ZM55 218V217H54ZM53 218V219H54ZM113 218H114V216H113ZM117 218V217H116ZM122 218V217H121ZM191 218H195L196 220H197V222H198V224L196 225H193V227L194 228H192L191 226V232L193 231H205V230H207V229H210V228H214L213 230H211V231H209V234H207V235H205V236H196V234L193 236V237H195V239H193V237H191L192 239H193V244H191V243H189L188 244V246L186 245V243L187 242H190V240H191V238L190 237H188V239H189V241H187L188 239H186L185 240V238H187V236L184 238V239H182V237L184 236V234L185 235H187V232H189L188 231V229H187V231L185 230H183L184 229V226L187 224V222L189 223V220L191 219ZM58 219V218H57ZM79 219V218H78ZM119 221L121 220V221H124V220H128L127 218L125 219L124 217H123V220L122 219H119V217L117 218ZM55 221H56V219H54ZM60 220V219H59ZM112 220V219H111ZM118 220H115V222L116 221H118ZM159 220H162L164 223H161V222H159ZM192 220H194V219H192ZM196 220H194V221H196ZM203 220H207V221H203ZM106 221V220H105ZM129 221H130V219H129ZM145 221V222H144ZM201 221V222H200ZM47 222V221H46ZM49 222H50V220H49ZM48 222V223H49ZM70 222V221H69ZM76 222V221H75ZM78 223H80L79 221H77ZM77 222H76V224H77ZM101 222H103V221H101ZM124 222H127V221H124ZM157 222V223H156ZM234 222V223H233ZM45 223V222H44ZM53 223V222H52ZM81 223V224H82ZM161 224L160 226L159 225H156V224ZM50 224V223H49ZM75 224V225H76ZM118 224H119V222H118ZM129 224V223H128ZM128 224L126 225V223H123V224H119L120 225V227L122 226V227H128ZM42 225V224H41ZM51 225V224H50ZM71 225V226H70ZM69 226L70 227H73L72 225L73 224H70ZM138 225V224H137ZM66 226V223L64 224V226L62 227V229H64V227ZM143 226V225H142ZM188 226V225H187ZM186 226V227H187ZM41 227V226H40ZM51 227V230H52V226H50ZM67 227H68V225H67ZM67 227H65V228H67ZM69 227V228H70ZM103 227V226H102ZM112 228H113V226H111ZM118 227V226H117ZM117 227H115V229H118L117 231H127L126 229H121L120 230V227L119 228H117ZM145 227V226H144ZM61 228V227H60ZM69 228H67V230L69 229ZM88 228H89V226H88ZM111 228V229H112ZM216 228H220V229H216ZM38 229V228H37ZM71 229V228H70ZM69 229V230H70ZM82 229H84V227L82 228ZM82 229H80V230H82ZM86 229V228H85ZM96 229H98V228H96ZM109 229H110V227H109ZM110 229V230H111ZM114 229V228H113ZM112 229V230H113ZM35 230V229H34ZM66 230V231H67ZM72 230V229H71ZM73 230H76V229H73ZM100 230V229H99ZM98 230V231H99ZM103 230V229H102ZM105 230H106V228H105ZM145 230H147L146 229V227H145ZM259 230H264V229H262V228H260L259 227ZM33 231V230H32ZM36 231V230H35ZM39 231V230H38ZM45 231V230H44ZM58 231H60V232H63V230H61V229H59ZM58 231H54V233L56 234V232L58 233ZM65 231V230H64ZM76 231H78V230H76ZM124 231V232H125ZM69 232H71V231H69ZM83 231H81L80 233H78V234H80V237H81V233H82ZM102 232V231H101ZM262 232V231H261ZM41 233V232H40ZM53 233V232H52ZM51 233V234H52ZM110 233V232H109ZM243 235H245V232H241ZM246 235H249V232H247L246 231ZM77 234V233H76ZM101 234V233H100ZM107 234V233H106ZM116 234V233H115ZM115 234H111V236H115ZM238 234H240V233H238ZM259 234V233H258ZM28 235V234H27ZM32 235V234H31ZM34 235V234H33ZM32 235V236H33ZM67 235H68V237H67ZM66 235V238H68L69 240H71L70 238H69V233ZM71 235V234H70ZM83 235H85L84 233H83ZM241 235V234H240ZM245 235V236H246ZM260 235H263L264 236V234L263 233H261ZM30 236V235H29ZM37 236V235H36ZM63 236H65V235H63ZM75 236H77V235H75ZM106 235H104V234H102V237H105ZM110 236V235H109ZM109 236L107 237L108 239H109ZM113 236V238H114V240L115 239H117V242L118 243H121V241H118V240H125V236H121V237H118L119 235H116L117 237H114ZM263 236H261V237H263ZM25 237V236H24ZM23 237V238H24ZM96 237H99V236H96ZM260 237V236H259ZM258 237V238H259ZM21 238V237H20ZM27 238V237H26ZM60 239L59 240H61V237H59ZM63 238V237H62ZM65 238V237H64ZM106 238V237H105ZM104 238V239H105ZM106 238V241H108V239ZM112 238V239H113ZM58 238H56V240H57ZM68 239H67V241H68ZM80 239V238H79ZM129 239V238H128ZM236 241H235V240ZM247 239V238H246ZM252 239H256V238H253L252 237ZM262 238H260V241L258 242H255L256 244L255 245H257V246H254L253 244H252V246H254V247H256L257 249H258V247L260 248V249H264V246H263V242H264V238H263V240H261ZM85 240V239H84ZM249 240H250V238H249ZM258 240V239H257ZM61 241H63V242H65L64 241V239H62ZM60 241V242H61ZM81 241H82V239H81ZM106 241L104 240V242H105V244H108V242L106 243ZM110 239H109V243H110ZM187 241V242H186ZM196 241V242H195ZM245 241H247V240H245ZM251 241V240H250ZM250 241H248V243L250 242ZM4 242V241H3ZM12 242V241H11ZM10 242V244H12ZM79 242H80V240H79ZM91 242H92V240H91ZM102 242V244H103V241H101ZM117 242H115L116 244H117ZM194 242L196 243L195 245H194ZM253 242V243H254ZM6 243V242H5ZM82 243V242H81ZM87 243V242H86ZM88 243H89V241H88ZM114 243V241H112V245H116L115 243ZM123 243V242H122ZM121 243V244H122ZM134 243V242H133ZM161 243H163V242H161ZM248 243H246V244H248ZM252 242H250V244H251ZM17 243H15L14 245H16ZM29 244V243H28ZM53 244V243H52ZM61 244V243H60ZM69 244V243H68ZM89 244H93V242L92 243H89ZM94 244H95V242H94ZM93 244V245H94ZM98 244H99V242H98ZM102 244H101V246H102ZM127 244V243H126ZM145 244V243H144ZM245 244V246L247 247V246H251L250 244H248V245H246ZM46 245V244H45ZM110 245H111V243H110ZM110 245H108V246H110ZM128 245H129V243H128ZM127 245V247L129 248L130 246H128ZM191 245H193V246H191ZM2 246V245H1ZM21 246V245H20ZM43 246V245H42ZM50 246V245H49ZM104 246H107V245H104ZM116 246H118V245H116ZM120 246V245H119ZM119 246H118V249H122V252H118V251H121V249L120 250H118V251H115V246L112 248L111 246H110V248H112L111 249V251L110 252H113V251H115V256L114 257H116V255L119 253V255L117 256V259L115 258V260L118 262V260L120 261V262H123V264H125L124 263V261H122V259L123 258H126V256H128V257H130L131 256V253H129L128 252V248L126 247V245L124 244H122L121 245V247L119 248ZM188 248H187V247ZM201 246H203V247H201ZM263 246V247H262ZM6 247V246H5ZM58 247V246H57ZM90 247H92L91 245H90ZM95 247V246H94ZM100 247V246H99ZM191 247H192V249H191ZM234 247H231L232 249L234 248ZM238 247V246H237ZM41 248V247H40ZM39 248V249H40ZM48 248V247H47ZM55 249H56V247H54ZM59 249H60V246L58 247ZM57 248V251L59 250ZM78 248V247H77ZM83 248V247H82ZM97 248V247H96ZM125 248H127L128 250H125ZM160 248H162V247H160ZM159 248V250H161ZM194 248V249H193ZM206 248H208V249H206ZM253 248V247H252ZM43 249V248H42ZM54 249V250H55ZM117 249V248H116ZM156 249V248H155ZM169 248H163V252H161V251H159L158 252V250L156 249V251L153 249L152 251H151V253L150 254H148L147 255V252H146V257H144V258H148V260H149V262H153V259H160L161 258V256H162V253H164V252H166L167 250H168ZM4 250V249H3ZM53 250V249H52ZM62 250V249H61ZM60 250V251H61ZM66 250V249H65ZM96 250H98V249H96ZM101 250V249H100ZM125 250V251H124ZM79 251H83L82 249L81 250H79ZM79 251H77V253H76V255L74 256L75 257V259H73V260H75V261H71L73 264H74V262L76 263V264H83V263H85L86 262V258H89V256L88 257H85L84 255H83V253H84V251H83V253H81V252H79ZM128 253H127V252ZM155 251V252H154ZM225 251H226V249H225ZM50 252V251H49ZM48 252V253H49ZM55 252V251H54ZM63 252H64V250H63ZM104 252V251H103ZM108 252V251H107ZM110 252H108L107 254H109ZM126 252V253H125ZM149 252V251H148ZM199 252V251H198ZM211 252H213V253H211ZM2 253V252H1ZM53 253V252H52ZM52 253H50V255L48 256L49 258H47V256H41L42 258H40V261H42L44 258H47V259H44L41 263H43V262H45L46 264L47 263H51V260H49L50 258H51V254ZM62 253V252H61ZM60 252L57 254V253H54V254H57V255H59V254H61ZM67 252H65V254L63 253V255H61V256H58V258L56 257V256H54V257H56V259H57V262L59 263V264H65V262H68V260H70V259H72V255L71 254H69V256H68V254H66ZM86 253H88L89 255L91 254V253H89V252H87L86 251ZM94 253V252H93ZM92 253V254H93ZM113 253H111V254H113ZM133 253V252H132ZM184 253V252H183ZM228 253H230V252H228ZM36 254V253H35ZM73 254H75V252L73 253ZM97 254V253H96ZM104 254V253H103ZM103 254H101L100 255V261L98 260V256L99 255H97V257H96V255H95V257L94 256H92L93 258H91V256H90V258H91V262L90 261H87V262H90L91 264L93 263V264H95V263H97V261H99L100 263L102 262V264H103V262H106V261H103V260H107L106 258L108 257V256H110L111 254H109V255H107L106 253V255H107V257H106V255L104 254V256H105V259H103L102 260V258H101V256L103 255ZM141 254V253H140ZM29 255H30V253H29ZM139 255V254H138ZM136 256V258H138L139 259V257L141 256L142 257V255H143V253L140 255V256ZM218 255V254H217ZM27 257H28V255H26ZM31 256V255H30ZM87 256V255H86ZM54 257H52L53 259H55ZM76 257H77V260H76ZM111 257H112V255H111ZM132 257H133V259H134V254L132 255ZM132 257H130L131 259H132ZM214 257V259H212V260H215V256H213ZM35 258V257H34ZM89 258V259H90ZM94 258H97V260H96V262H95V260H94ZM110 257H108V259H109ZM143 258V257H142ZM143 258V259H144ZM37 259V258H36ZM53 259H52V261H53ZM89 259H87V260H89ZM93 259V260H92ZM128 259V258H127ZM130 259V260H131ZM133 259H132V261H133ZM182 259H184V258H182ZM46 260H48V262L46 261ZM110 260V261H109ZM108 261H107V263H104V264H108V262L109 263H114V262H111V260H114V258L113 259H109ZM137 260V259H136ZM145 260V259H144ZM164 260V259H163ZM164 260V263L166 262ZM95 263H94V262ZM115 261V262H116ZM126 261H128V260H125V262ZM142 261V260H141ZM207 261V262H206ZM33 262V261H32ZM38 262V261H37ZM55 262V261H54ZM54 262H52L53 264H54ZM71 262H70V264H71ZM143 262V261H142ZM165 263V264H169V263ZM40 263V264H41ZM159 263H160V261H159ZM163 263V261H161V264H164ZM188 263V262H187ZM199 262H196V263H194V264H198ZM67 264V263H66ZM86 264V263H85ZM88 264V263H87ZM99 264V263H98ZM118 264V263H117ZM120 264V263H119Z\"/></svg>", "mask_w": 264, "mask_h": 264}]
</instances>
